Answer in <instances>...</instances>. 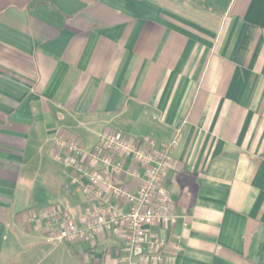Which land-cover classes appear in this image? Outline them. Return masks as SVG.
<instances>
[{
	"label": "crops",
	"instance_id": "0c3cea01",
	"mask_svg": "<svg viewBox=\"0 0 264 264\" xmlns=\"http://www.w3.org/2000/svg\"><path fill=\"white\" fill-rule=\"evenodd\" d=\"M111 132L178 139L173 264H264V0H0V264H60L67 249L159 264L123 261L114 236L48 243L36 218L67 205L80 223L90 205L56 142L90 151ZM53 161L64 201L38 207Z\"/></svg>",
	"mask_w": 264,
	"mask_h": 264
},
{
	"label": "built area",
	"instance_id": "2783aa9c",
	"mask_svg": "<svg viewBox=\"0 0 264 264\" xmlns=\"http://www.w3.org/2000/svg\"><path fill=\"white\" fill-rule=\"evenodd\" d=\"M177 144L178 139L157 145L119 132L101 135L90 151L79 142L58 140L56 158L71 171L72 193L90 206L80 212V223L67 205L38 210L36 218L44 222L47 242L76 244L114 236L122 241L123 261L173 264L181 246L168 240L178 216L167 174ZM124 175L139 180V185L132 189L113 183Z\"/></svg>",
	"mask_w": 264,
	"mask_h": 264
},
{
	"label": "rangeland",
	"instance_id": "374dc122",
	"mask_svg": "<svg viewBox=\"0 0 264 264\" xmlns=\"http://www.w3.org/2000/svg\"><path fill=\"white\" fill-rule=\"evenodd\" d=\"M47 172H48L47 174H52V178L50 179V188H48L47 186H43L46 190V193H44L45 190H42L41 193H42L43 197H45V195L47 193L49 195L47 194L48 196L46 195L47 197H45L42 201L39 202L38 207H47L48 205H50L53 202H56L57 200L59 202L64 201L63 196H65V192L62 189L63 168L59 164H57L53 161V162L49 163V168H48ZM55 176H57V177H55ZM53 179L55 181H53ZM56 192L60 193V196H58V198H55V197H57ZM55 199H56V201H55ZM65 252L67 253V257H65L66 260L64 259L62 252L58 254V262L60 264H85V263H83V259L81 258V256L72 255L68 249Z\"/></svg>",
	"mask_w": 264,
	"mask_h": 264
}]
</instances>
